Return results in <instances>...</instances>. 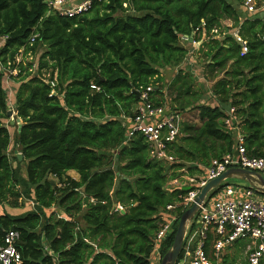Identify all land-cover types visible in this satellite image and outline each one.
Instances as JSON below:
<instances>
[{"label":"trees","instance_id":"trees-1","mask_svg":"<svg viewBox=\"0 0 264 264\" xmlns=\"http://www.w3.org/2000/svg\"><path fill=\"white\" fill-rule=\"evenodd\" d=\"M49 1L0 0V67L17 71L11 79L18 85L15 110L22 125L15 139L23 155L20 161L8 152L0 72V205L34 203L20 215L0 214V243L7 231H18L26 264H153L161 221L177 216L160 245L164 256L184 211L166 207L198 188L203 166L235 148L236 136L223 122L227 106L236 110L248 154L264 156V11L247 12L245 0H92L86 10L62 14ZM225 20L232 25L224 28ZM197 28L201 44L192 52L204 58L215 105L190 69H179L169 84L162 74L186 62ZM185 37L189 47L181 43ZM41 48L34 72L32 64L17 62L22 49L37 56ZM144 92L180 115L196 113L181 120L180 135L168 146L174 162L151 156L142 134L128 138L123 117L133 116ZM181 175L196 185L167 188ZM194 230L192 225L178 261Z\"/></svg>","mask_w":264,"mask_h":264},{"label":"built area","instance_id":"built-area-1","mask_svg":"<svg viewBox=\"0 0 264 264\" xmlns=\"http://www.w3.org/2000/svg\"><path fill=\"white\" fill-rule=\"evenodd\" d=\"M69 1L53 0L49 1V4L54 10L62 14H74L86 10L92 2V0H84L76 5H66ZM244 6L249 13L259 11L256 0H245ZM199 31L200 28L194 30L190 38L193 46L197 45V40L193 39V35L197 37ZM202 32L203 38H205L204 28ZM234 36L243 44L242 52L246 53L248 51L246 43L242 42L237 32H234ZM35 38L36 36L32 37V42ZM184 39L186 40L187 37ZM13 72L17 73L16 70L10 73L13 74ZM46 82L52 86L55 85L49 79H46ZM92 88L99 89L95 85H92ZM148 90H152V87H149ZM133 112L132 117H123L128 138L136 134H142L149 146L151 156L174 162V157L169 154L168 146L175 142L180 135L181 115L175 112L168 103L155 104L147 92L141 95V100L134 106ZM235 112V108L231 107L223 120L224 127L228 131L237 133L235 151L226 154L222 159L213 160L206 167L205 175L200 178L198 188L191 190L186 196L182 197L178 204L168 205L166 207L168 211H173L177 207L186 210L192 206L201 188L208 181L221 176L229 168H245L260 172L264 176V156H250L248 154L244 146V137L239 133L238 118ZM172 183L178 184V180L175 179ZM116 210L122 211L123 208L118 206ZM167 218L161 221L155 237V251L158 253L160 245L173 232L174 224L177 221L175 214ZM192 225H195L198 233V240L192 254V264H213L205 250V243L209 234L214 237L213 249L216 256H220L225 248L240 239H251L254 245L248 254V263L264 264V196L258 194L255 188L249 185L226 184L212 198L208 199L207 197L203 201L197 215L189 223L187 229ZM19 237V232L16 230L6 232L0 243V264H26L17 248Z\"/></svg>","mask_w":264,"mask_h":264},{"label":"crops","instance_id":"crops-1","mask_svg":"<svg viewBox=\"0 0 264 264\" xmlns=\"http://www.w3.org/2000/svg\"><path fill=\"white\" fill-rule=\"evenodd\" d=\"M262 10L264 11V6H263ZM227 32L228 31H226V33ZM193 36H194L193 39L196 40L195 35H193ZM188 41L192 42L190 39ZM183 44L185 46V43H183ZM200 44H201V41L199 43V46H200ZM197 45H198V43H197ZM199 46L198 47H196V46L194 47L193 46L194 48L190 50V55L193 54V59H191L189 62H185L180 67H176L174 69L175 71L173 72L172 77L169 80H167V84H169L172 81V79L176 75V73L179 72V69L186 70L188 68V69L191 70V73L194 75V78H195V80L198 83V87H201L205 91L207 98H212V100L210 101V103H212V104L215 105L216 104V101L211 96V93H210L211 81H208L204 77V75H203L204 67H205L206 64H203L202 66L201 65L199 66L198 65L199 62L197 60H195V58H194V55L196 53L194 54L193 52L194 51H197L199 49ZM188 58H187V60H188ZM197 67L199 69V76H197V70L195 69ZM200 80H201L202 83L200 82ZM230 108L231 107H228V106L226 107V113H227V111ZM184 115L185 114H181V119L182 120L188 119V118H183ZM193 117L194 118H192V119H195L196 118V113H194V116ZM238 124H239V120H238ZM239 131H240V128H239ZM234 134H235V136H237V133H234ZM236 147H237V137H236V145H235V148H234L233 151H235ZM205 169H206V167L203 166L202 167V170L204 171V173H203L202 176H200V178H202L205 175V173H206V170ZM67 174L69 176H71L72 178L76 179V180H79L80 179V174L77 171H75V170H70V171H68ZM180 177L175 178V179L178 180V184H173L172 183L173 180H171V181L168 182L167 188H173L172 186L180 187V185H179ZM238 185H241V183H239ZM188 231H189V229H188ZM188 231L186 232V236L188 235ZM210 235L212 236V240L206 241V243H205V250L207 252L208 258L210 259V261L213 264H249L248 263V254L250 253V250H251V248L254 245V243H253V241L251 239H240V240L236 241L235 243H233L231 246L225 248L222 251V253L220 254V256H216L215 253H214V249H213V240H214V237H213L212 234H210ZM186 236H185V239H186ZM197 239H198V233H197V231L195 229L194 232H193V235L189 236V238L187 240L188 243H187L186 247L184 248L183 256L180 259V261L177 262V264H192V254H193V251L194 250L191 249V246L196 245ZM161 257H162L161 251L159 250V253L158 252L155 253V256H154V259H153V264H154V261L155 262H157L158 260L160 261L161 260Z\"/></svg>","mask_w":264,"mask_h":264},{"label":"rangeland","instance_id":"rangeland-1","mask_svg":"<svg viewBox=\"0 0 264 264\" xmlns=\"http://www.w3.org/2000/svg\"><path fill=\"white\" fill-rule=\"evenodd\" d=\"M256 1L258 3V0H256ZM262 8H263V6H260L259 10H262ZM223 25H224V28H226L229 25H232V23L229 20H225L223 22ZM4 40H5L4 38L0 37V49L4 45ZM196 42L198 43V45H194V46L198 47L200 42L199 41H196ZM181 43L182 44L185 43V46L189 47V43H186L185 39H182ZM193 48L194 47H192V45L189 47L190 50L193 49ZM43 50H44V48H41V50H39V52H38L39 54L36 56V55H31V54L25 55L24 54V50L22 49L21 50V54L17 58V62H21V61L24 60L27 65L28 64H32L33 67L30 68V71L33 70V72H34L35 71L34 70V66H35V64H37V62H38ZM188 57L189 58H188V60L186 62H189L191 59H193V54H191ZM194 58H195V60H197L199 62L198 63L199 66L201 64L203 65L204 58L198 52H196V54L194 55ZM9 69L10 68L7 69V68L0 67V72H2L4 74V88L6 89V92H7L8 111H12L13 112L11 115H9V119L5 120V125L9 129V131L11 133V139H12L11 145L9 147V151L8 152H9L10 157L14 158V157H16V155L18 153H20L19 152V146H18V144H16V139H15V136L17 134V129H18V122H17V120H18L17 118L18 117L16 115L17 112L15 110V91H16L18 85L14 81H12L11 73H10L11 69L10 70ZM174 69L175 68H167V69H165L163 71L162 74H163V76L165 78V82H167V80H169L172 77V74L175 71ZM195 69L197 70V76H199L198 67L195 68ZM13 74L15 75L16 73L13 72ZM44 75H46V74L44 73ZM200 82H201V80H200ZM193 116H194V113L185 114L183 116V118H188L190 120H193L192 119V118H194ZM13 163H14V165H17L16 162H13ZM21 168H22L21 169L22 174L25 175V164L24 163L21 164ZM195 182L196 181L194 180L193 177H190L188 175H182L180 177V180H179V185H180V187H184V186L185 187H189L191 185H196ZM229 183L233 184L235 186H238V184L241 183V181L239 179H237V178H231V179H229ZM172 187L174 188L175 186H172ZM33 209H34L33 201L32 200H25L21 209H12V208H10V207H8L6 205H0V214H2V213H10V214H14V215H20V214H23V213H25L27 211H31ZM54 210H56L58 214H63L57 208H54ZM187 231H188V229H187ZM194 246H196V245H194ZM162 258H163V256L161 257V260H162ZM161 260L160 261L158 260L157 262L154 261V264H161Z\"/></svg>","mask_w":264,"mask_h":264},{"label":"water","instance_id":"water-1","mask_svg":"<svg viewBox=\"0 0 264 264\" xmlns=\"http://www.w3.org/2000/svg\"><path fill=\"white\" fill-rule=\"evenodd\" d=\"M13 112L9 111L8 115H11ZM18 126L21 127L22 121L20 119L17 120ZM18 159L21 161L23 159V155L18 153ZM237 178L241 181V185L255 188L256 190L264 193V176L260 172L252 171L245 168L240 167H232L229 168L226 172H224L221 176L212 179L204 185L197 197L195 198V202L183 211L180 221L177 227L175 239L172 247L168 250V252L163 256L161 260V264H177L178 258L183 250L186 231L189 223L193 220V218L197 215L200 205L205 201V199L209 196V194L229 183V179Z\"/></svg>","mask_w":264,"mask_h":264}]
</instances>
